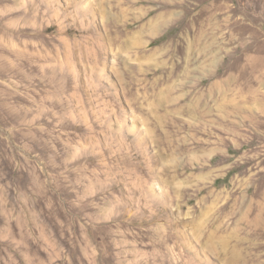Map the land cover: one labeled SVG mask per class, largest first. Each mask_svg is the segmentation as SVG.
Wrapping results in <instances>:
<instances>
[{
	"label": "rangeland",
	"instance_id": "obj_1",
	"mask_svg": "<svg viewBox=\"0 0 264 264\" xmlns=\"http://www.w3.org/2000/svg\"><path fill=\"white\" fill-rule=\"evenodd\" d=\"M159 1L0 0V264H264V0Z\"/></svg>",
	"mask_w": 264,
	"mask_h": 264
},
{
	"label": "bare ground",
	"instance_id": "obj_2",
	"mask_svg": "<svg viewBox=\"0 0 264 264\" xmlns=\"http://www.w3.org/2000/svg\"><path fill=\"white\" fill-rule=\"evenodd\" d=\"M112 1H113V4H112L111 7L117 9L118 11H121V6H124V5L129 4L131 7L132 6L134 7V5H137V4H139L141 2V0H112ZM146 1L147 2H155V1H159V0H145V2ZM159 3H160V1H159ZM159 3H158V5H159ZM161 4L164 5V6L161 7L159 10L157 9V11H159L158 14L157 15L155 14V16L152 19L147 20V22L138 24L136 26V28H135L136 31L133 32V30L128 29L127 28V25L128 24H125L124 23L122 25V27H121L123 29L122 30L123 31V35L122 36H124V39L121 40L120 37L118 38V41L120 43V47L121 48H123V49H136L137 50L136 53L140 54L142 56V58L151 59L152 56L154 57V55L157 53V51H154L152 53L149 51V53H148L147 52L148 50L147 51L145 50L146 49V45H145V42L142 40V38H143L142 35H144V37H150V36L152 37L153 35L157 34V32L161 28H163L164 26L168 25L171 22L172 16H173V12L172 11H169V9L172 8L173 6H175V4H178L179 5L180 2H175V1H171L170 0V1L162 2ZM156 5H157V3H156ZM130 6H129V8H130ZM129 8H127V6H126V9H125V10H127L126 12H128V13L131 12V11H128ZM175 9H177V8H175ZM179 9H181V8L179 7ZM190 14H191V12H190ZM131 17H132L133 20L138 21L140 19V14L139 15H138V13H135L134 15L131 14ZM211 18H212L211 16L206 17V19H204L203 21H201V25L204 22H209V20ZM139 21H141V20H139ZM193 24H194V22H193ZM202 26L204 27V24ZM203 27H200L198 29V31L200 30V32H202L201 30H202ZM197 42H200V37H199V39L196 40L195 44H197ZM188 48H189L188 51H191L192 50V46L189 47V45H188ZM188 51H186V52H188ZM190 53L191 52L186 53V58L184 60L185 63L187 62V59H188ZM147 64H149V63H146V65ZM146 65L139 64L137 66L139 67V70H142V68H140V67L141 66H144L145 67ZM159 71H160V69H159ZM172 71L173 70L170 71V73L168 74V76H167L166 79H164V78L163 79H161V78L154 79L155 82L153 84L151 83V86L152 87L149 88L151 90L152 96L155 98L154 101H153V103H151V104L148 105V106H151V108L149 110L152 111L153 114L155 115L156 120H158V124H160V127L162 126V122H163V124H165V121H166V119H167L168 116H171V115L173 116L174 114L187 113L189 116H195V114H196V110H195L196 103H197V101H198V103L200 102V99L197 98V100L195 99L196 101L194 103H192V104H188V105L187 104L186 105L184 104V105H181V101L184 100V96L187 95V94H184V92H181L180 95L178 94V95H175L174 96V92L176 91L177 86H178V88L180 87V89H181V87L183 86L184 82L180 80V83L177 84V86H176V83L178 81L176 83H174V81H171L172 80L171 77L173 76V75L171 76V74H172L171 72ZM183 71H184L183 77H187L188 70L186 69V66L184 67V70ZM177 76H179V75H177ZM157 83H159V84H157ZM218 86H219L218 83H213L212 85L210 84L209 89L215 91L218 88ZM225 99H226V97H225ZM223 101H226V100H223ZM224 106L226 107V106H228V104L227 105L220 106V108L221 109H225Z\"/></svg>",
	"mask_w": 264,
	"mask_h": 264
}]
</instances>
